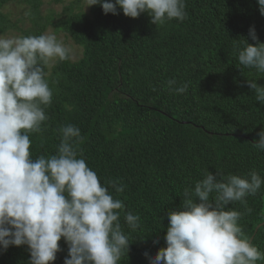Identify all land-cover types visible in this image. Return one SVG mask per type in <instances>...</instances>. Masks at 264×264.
<instances>
[{"label": "trees", "instance_id": "16d2710c", "mask_svg": "<svg viewBox=\"0 0 264 264\" xmlns=\"http://www.w3.org/2000/svg\"><path fill=\"white\" fill-rule=\"evenodd\" d=\"M45 1L0 0V35H40L52 26L82 49L78 59L46 68L53 98L47 127L30 134L32 158L56 153L60 126L78 127V153L101 184L125 185L119 194L109 189L125 204L120 222L132 242L119 264H149L145 252L154 256L166 247V213L180 207L184 188H194L204 170H254L264 178V152L252 146L264 128V105L246 83L258 77L238 61L244 38L255 44L250 28L264 42V16L257 0H186L183 21L156 27L147 13L130 18L118 8L105 14L100 5L90 14L67 6L55 19L43 15ZM11 3L30 15L13 19L4 11ZM172 79L176 86L188 83L187 93L169 90ZM256 82L264 85V77ZM246 201L251 212L240 202L226 207L244 213L238 221L244 236L264 252V184ZM127 211L140 216L135 231L124 224ZM59 244L53 264L68 254L63 238ZM29 259L27 246L0 252V264Z\"/></svg>", "mask_w": 264, "mask_h": 264}, {"label": "clouds", "instance_id": "9594fccd", "mask_svg": "<svg viewBox=\"0 0 264 264\" xmlns=\"http://www.w3.org/2000/svg\"><path fill=\"white\" fill-rule=\"evenodd\" d=\"M257 4L264 16V0ZM94 5L113 15L119 8L130 18L147 13L156 27L186 18V0H87V7ZM248 35L255 44L244 38L239 64L264 77V42L254 27ZM72 59V49L54 34L0 35V252L27 246L28 264H53L63 238L68 247L63 264H119L132 242L120 222L125 204L109 189L119 194L125 185L101 184L78 153L77 141L83 137L74 125L58 128L60 142L54 155L33 159L30 152V134L41 133L49 119L45 109L52 103L53 90L46 68L51 62ZM258 78L246 83L264 105V85L256 82ZM176 84L174 79L167 81L169 90L187 93L188 83ZM257 135L252 146L264 152V128ZM262 184L264 178L254 170L245 175L204 170L194 188H184L180 207L166 213V247L154 256L145 252L149 264L264 261V252L238 224L244 213L226 207L240 202L251 212L246 197L255 196ZM123 219L132 231L140 227V216L131 211L124 212Z\"/></svg>", "mask_w": 264, "mask_h": 264}, {"label": "rangeland", "instance_id": "374dc122", "mask_svg": "<svg viewBox=\"0 0 264 264\" xmlns=\"http://www.w3.org/2000/svg\"><path fill=\"white\" fill-rule=\"evenodd\" d=\"M75 11H83L87 14H90V9L92 6L87 7V0H62L61 2H54L52 0H46L41 8L43 15L55 17V19L62 18V10L64 7L71 6ZM4 11L9 12L13 19H17L25 14L26 7L20 4L11 3L4 7ZM23 27L28 26V23L22 25ZM47 33H51L57 36L58 39L62 40L65 45L69 46L72 49L73 59H78L82 54V49L70 38L64 35L63 32L56 31L52 26H49L46 30ZM19 31L13 30L9 31L3 36L13 37L19 36ZM54 62H51L49 66L53 65Z\"/></svg>", "mask_w": 264, "mask_h": 264}, {"label": "water", "instance_id": "95a60500", "mask_svg": "<svg viewBox=\"0 0 264 264\" xmlns=\"http://www.w3.org/2000/svg\"><path fill=\"white\" fill-rule=\"evenodd\" d=\"M260 225H261V224H260ZM260 225H258L257 228H258ZM256 230H257V229H256ZM256 230H255V231H256Z\"/></svg>", "mask_w": 264, "mask_h": 264}]
</instances>
